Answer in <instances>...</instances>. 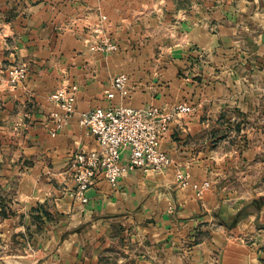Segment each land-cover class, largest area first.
<instances>
[{
    "label": "crops",
    "instance_id": "obj_1",
    "mask_svg": "<svg viewBox=\"0 0 264 264\" xmlns=\"http://www.w3.org/2000/svg\"><path fill=\"white\" fill-rule=\"evenodd\" d=\"M103 40L117 49H92ZM14 62L28 65L16 86ZM120 73L129 96L109 99ZM263 77L264 0H0V264H262L264 140L236 150L264 129V91L246 85ZM63 85L76 111L58 127L49 95ZM122 104L192 111L161 138L169 167L116 185L98 173L84 203L72 160L100 144L80 115Z\"/></svg>",
    "mask_w": 264,
    "mask_h": 264
},
{
    "label": "built area",
    "instance_id": "obj_2",
    "mask_svg": "<svg viewBox=\"0 0 264 264\" xmlns=\"http://www.w3.org/2000/svg\"><path fill=\"white\" fill-rule=\"evenodd\" d=\"M106 17H103L105 19ZM92 49L114 51L115 41L103 40L92 46ZM28 65L25 62L16 63L9 70V82L16 86L26 79ZM78 87L63 85L49 95L51 103L57 105L63 114L54 113L57 126L76 111ZM129 77L126 73L115 75L110 87L105 91L107 98L116 95L123 99L129 96ZM190 105L179 104L172 112L166 113L156 106L135 108L129 105L115 107H97L80 115V122L87 126L95 136L100 149L97 151L77 152L72 160L71 170L75 188L70 195L82 202H87L86 191L94 185L98 173L116 185L118 179L127 173L142 168L144 170H162L171 165V157L161 149V138L169 127L175 114L190 113ZM128 151L127 161L122 160L124 151ZM190 173L179 170L176 180L181 186L191 184ZM210 181L194 183L193 187L201 195L210 187Z\"/></svg>",
    "mask_w": 264,
    "mask_h": 264
},
{
    "label": "rangeland",
    "instance_id": "obj_3",
    "mask_svg": "<svg viewBox=\"0 0 264 264\" xmlns=\"http://www.w3.org/2000/svg\"><path fill=\"white\" fill-rule=\"evenodd\" d=\"M14 63H16V62H14ZM13 64V63H12ZM248 79V78H247ZM257 81V78H255V79H252V82L251 81H249L248 82V80L246 81V85L248 86L247 88L249 89V90H251L252 89V85H255V83H258V84H260V87H257V91H264V77H263V79H261V81H259V82H256ZM255 88V87H254ZM256 89V88H255ZM254 89V90H255ZM261 121H262V123H261V125H263V127H264V115H263V117L261 118ZM250 122L249 121H247V122H245L244 123V126H243V128L244 129H246V128H249L250 127ZM241 137H240V141H239V144H238V148H237V153H239V154H241L244 150H247V149H249V148H252V142H255L257 139H259V140H261V138H263V140H264V129L262 130V132H260V131H256V129H255V131H253V130H251V131H249V132H247V131H244L241 135H240ZM251 146V147H250ZM263 154H264V152H263ZM244 166V165H243ZM246 166V165H245ZM2 204H3V209L4 210H6L5 209V206H7V203L5 202V201H2L1 202ZM41 213V212H40ZM34 217L36 216V214L35 215H33ZM38 223H41V224H39V225H42L43 223H44V220H41V221H39V220H36ZM0 254H2L1 252H0ZM262 259H264V254H262V257H260V261H261V263L262 264H264L263 262H262Z\"/></svg>",
    "mask_w": 264,
    "mask_h": 264
},
{
    "label": "trees",
    "instance_id": "obj_4",
    "mask_svg": "<svg viewBox=\"0 0 264 264\" xmlns=\"http://www.w3.org/2000/svg\"><path fill=\"white\" fill-rule=\"evenodd\" d=\"M2 213L4 215H6V211L4 209H2ZM42 210L43 215L46 216L48 219L50 218V213L48 211H46L45 209H43L41 206H39L38 208H35L33 211L38 212L36 213V216L34 218H36L37 220L41 221L43 220V216L41 215L40 211ZM262 262L264 263V259H262Z\"/></svg>",
    "mask_w": 264,
    "mask_h": 264
}]
</instances>
